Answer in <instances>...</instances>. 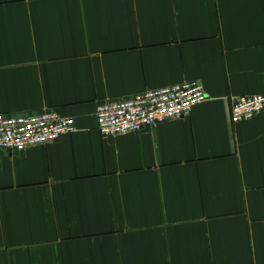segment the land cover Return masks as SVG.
Instances as JSON below:
<instances>
[{
	"label": "crops",
	"instance_id": "1",
	"mask_svg": "<svg viewBox=\"0 0 264 264\" xmlns=\"http://www.w3.org/2000/svg\"><path fill=\"white\" fill-rule=\"evenodd\" d=\"M198 80L192 113L112 137L105 101ZM264 0H0V113L73 118L0 149V264H264Z\"/></svg>",
	"mask_w": 264,
	"mask_h": 264
},
{
	"label": "built area",
	"instance_id": "2",
	"mask_svg": "<svg viewBox=\"0 0 264 264\" xmlns=\"http://www.w3.org/2000/svg\"><path fill=\"white\" fill-rule=\"evenodd\" d=\"M203 83L186 80L133 98L105 101L96 111L97 129L105 137L138 133L171 119L187 117L208 99ZM264 113V94L244 95L232 103L231 120L239 123ZM76 131L73 118L47 110L35 115L0 113V149L12 151L57 141Z\"/></svg>",
	"mask_w": 264,
	"mask_h": 264
}]
</instances>
